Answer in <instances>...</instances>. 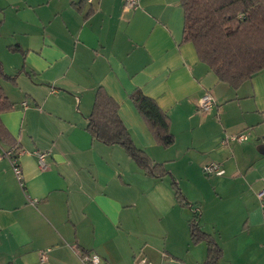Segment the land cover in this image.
I'll return each instance as SVG.
<instances>
[{"label":"crops","instance_id":"1","mask_svg":"<svg viewBox=\"0 0 264 264\" xmlns=\"http://www.w3.org/2000/svg\"><path fill=\"white\" fill-rule=\"evenodd\" d=\"M80 1L0 0V61L14 76L1 82L13 108L0 120L23 176L0 160V264H84L83 253L99 264H203L206 244H193L188 227L195 214L221 249L218 264H264V70L237 89L220 82L182 43L180 0L128 11L125 0ZM99 87L166 176L146 175L121 146L88 133ZM136 89L167 114L170 147L154 141L130 99ZM207 93L214 103L203 113ZM240 132L246 142L221 145ZM35 152L46 153L45 170ZM211 162L224 173L205 176Z\"/></svg>","mask_w":264,"mask_h":264},{"label":"trees","instance_id":"2","mask_svg":"<svg viewBox=\"0 0 264 264\" xmlns=\"http://www.w3.org/2000/svg\"><path fill=\"white\" fill-rule=\"evenodd\" d=\"M86 2L81 0L80 3ZM183 11L182 43L193 44L198 59L220 82L237 89L244 82L264 70V0H180ZM14 81L6 75L0 61V114L13 108L4 93L1 82ZM130 99L144 120L154 141L162 148L174 143L167 114L156 101L140 90H134ZM86 130L93 139L105 145H119L148 176L164 177L168 173L161 164L154 163L137 148L118 115V104L99 87L94 96ZM0 141L9 146L13 156L20 149L0 120ZM171 188L181 207H188L178 185ZM193 244H206L203 264H218L221 249L213 237L199 228L198 215L188 222ZM85 254V253H83Z\"/></svg>","mask_w":264,"mask_h":264},{"label":"built area","instance_id":"3","mask_svg":"<svg viewBox=\"0 0 264 264\" xmlns=\"http://www.w3.org/2000/svg\"><path fill=\"white\" fill-rule=\"evenodd\" d=\"M92 1L93 0H86L87 3H91ZM137 3H138V0H125L123 8L125 11L134 9L136 8ZM213 103H214V100L212 96L207 93L200 99L199 109L203 113H207L212 108ZM248 138H249V134L247 132H240L237 134L227 135L223 137L221 141V145H227L229 143H243V142H246ZM34 154L37 157L39 168L41 170H45L47 168L46 163H45L46 153L35 152ZM18 157H19V153H17L16 156H13L10 150L0 153V160L3 158H7L10 161L13 174L15 178L18 180V182L21 184L23 176H22V169H21ZM201 169L208 176L210 175L220 176L224 173V170L220 167V165L215 162L205 164L201 167ZM256 197L260 203V207L264 209V187L260 188L256 192ZM32 203H34V201ZM48 251L49 249L40 251L39 253L40 261L42 262L45 261V258H46L45 254ZM80 259L84 264H88V263L99 264V260L95 256H90L87 254H80ZM142 263H144V261H142ZM144 264H148V263H144ZM163 264H179V263H176L174 261H166Z\"/></svg>","mask_w":264,"mask_h":264},{"label":"water","instance_id":"4","mask_svg":"<svg viewBox=\"0 0 264 264\" xmlns=\"http://www.w3.org/2000/svg\"><path fill=\"white\" fill-rule=\"evenodd\" d=\"M259 140H262V141H264V135H262L260 138H258ZM259 150H260V148H259ZM261 150H263V154H264V144H262L261 145ZM262 151H260V153H261Z\"/></svg>","mask_w":264,"mask_h":264},{"label":"rangeland","instance_id":"5","mask_svg":"<svg viewBox=\"0 0 264 264\" xmlns=\"http://www.w3.org/2000/svg\"><path fill=\"white\" fill-rule=\"evenodd\" d=\"M203 173V172H202ZM204 174V173H203ZM205 176H207L206 174H204Z\"/></svg>","mask_w":264,"mask_h":264}]
</instances>
